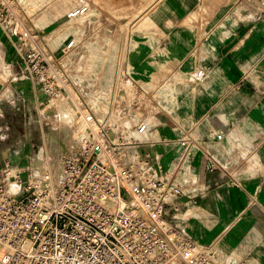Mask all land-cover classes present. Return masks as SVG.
I'll list each match as a JSON object with an SVG mask.
<instances>
[{
	"label": "built area",
	"instance_id": "2783aa9c",
	"mask_svg": "<svg viewBox=\"0 0 264 264\" xmlns=\"http://www.w3.org/2000/svg\"><path fill=\"white\" fill-rule=\"evenodd\" d=\"M37 1L60 21L41 26L36 10L0 0V30L43 96L35 105L37 163L0 164V264H255L188 240L165 217L174 200L196 204L180 182L194 169L195 150L227 186H240L241 171L189 130H178L169 170L128 153L145 143L143 114L162 110L163 78H138L131 64L149 9L123 17L87 0ZM203 77L197 70L193 78ZM213 136L220 141L223 132Z\"/></svg>",
	"mask_w": 264,
	"mask_h": 264
},
{
	"label": "crops",
	"instance_id": "0c3cea01",
	"mask_svg": "<svg viewBox=\"0 0 264 264\" xmlns=\"http://www.w3.org/2000/svg\"><path fill=\"white\" fill-rule=\"evenodd\" d=\"M19 1L36 10L41 26L60 21L53 7ZM155 5L161 9L157 15ZM154 6L131 64L138 78H163L162 110L143 114L145 143L128 153L148 155L169 170L180 151L173 140L178 130H189L220 163L241 171L240 186H227L228 177L208 171L204 152L195 150L194 169L180 182L196 204L174 200L165 217L192 242L213 243L227 258L264 264V0H158ZM197 70L204 72L200 81L193 78ZM41 99L0 30V164L7 157L17 165L37 163L26 143ZM219 131L220 141L213 136Z\"/></svg>",
	"mask_w": 264,
	"mask_h": 264
},
{
	"label": "rangeland",
	"instance_id": "374dc122",
	"mask_svg": "<svg viewBox=\"0 0 264 264\" xmlns=\"http://www.w3.org/2000/svg\"><path fill=\"white\" fill-rule=\"evenodd\" d=\"M78 0H72V4L77 2ZM91 7H97L100 9L101 12L107 14V15H112V16H123L126 17L127 15L132 14L131 16H135L138 13L142 11H147V9H151L154 4L158 0H88ZM138 2V4H137ZM154 14H158L161 12L160 8H157L156 5L154 6ZM128 17V16H127ZM36 125L31 126V128L27 130V138L31 139V142L26 143L27 151H29L32 160L35 159L34 153L35 150H37L38 145L41 143V134L39 127L37 123ZM16 127L12 129V133L15 135L16 132ZM29 130L31 132H29ZM14 135L12 137H14ZM45 139L49 141L50 137L48 134H46ZM35 144H31V143ZM51 147L53 148L54 145H52V141L50 142ZM172 212V211H171Z\"/></svg>",
	"mask_w": 264,
	"mask_h": 264
},
{
	"label": "bare ground",
	"instance_id": "6f19581e",
	"mask_svg": "<svg viewBox=\"0 0 264 264\" xmlns=\"http://www.w3.org/2000/svg\"><path fill=\"white\" fill-rule=\"evenodd\" d=\"M189 62H190V61H189ZM189 62H188V63H189ZM178 73H179V72H178ZM182 73H183V72H182ZM184 76H185V75H184ZM172 86H173V85H172ZM161 87H162V86H161ZM163 87H164V86H163ZM163 87H162V88H163ZM162 90H163V89H162ZM163 91H164V90H163ZM162 94H163V93H162ZM163 95H164V94H163ZM165 98H166V97H165ZM190 212H191V211H190ZM198 230H199V229H198ZM199 231H200V230H199ZM245 233H246V232H245ZM227 235H228V234H227ZM243 235H244V234H243ZM199 236H200V235H199ZM234 236H235V235H234ZM225 238H226V237H225ZM238 238H239V237H238ZM248 238H249V237H248ZM202 240H203V239H202ZM245 240H246V239H245ZM204 241H205V240H204ZM200 243H202V242H200ZM229 244H230V243H229ZM223 245H224V244H223Z\"/></svg>",
	"mask_w": 264,
	"mask_h": 264
}]
</instances>
